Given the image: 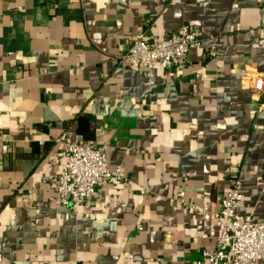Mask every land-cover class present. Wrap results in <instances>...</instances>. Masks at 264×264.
<instances>
[{"label": "crops", "instance_id": "obj_1", "mask_svg": "<svg viewBox=\"0 0 264 264\" xmlns=\"http://www.w3.org/2000/svg\"><path fill=\"white\" fill-rule=\"evenodd\" d=\"M144 22L202 35L170 78L116 60ZM262 24L264 0H0V264H193L236 167L237 213L264 222V95L245 80L264 75ZM64 137L105 144L128 182L50 201Z\"/></svg>", "mask_w": 264, "mask_h": 264}, {"label": "built area", "instance_id": "obj_2", "mask_svg": "<svg viewBox=\"0 0 264 264\" xmlns=\"http://www.w3.org/2000/svg\"><path fill=\"white\" fill-rule=\"evenodd\" d=\"M148 23V22H147ZM139 24L132 34L129 44L121 51L116 60L118 63L136 67L143 77L148 78L152 70L162 69L170 78L175 67L183 64L189 50L199 47L202 35L199 29H192L184 33H172L164 37L148 35V24ZM264 29V24L256 30ZM255 29L249 30L253 34ZM262 41L253 42V47ZM209 53H205L208 55ZM250 82L253 101L264 95V75L258 71L250 72L246 76ZM261 104L250 111L255 114ZM60 141V140H59ZM64 144V164L56 175L53 193L49 197L63 207L76 209L81 205H91L96 197V190L109 183L128 182V177L120 167L108 169L106 167L105 144L90 143L74 144L67 137L61 139ZM6 146L2 145L1 150ZM241 181L239 169L236 167L229 177V187L223 195L217 210L210 214L216 225L214 247L203 251L193 264H252L264 261V222L254 221L249 216L237 213L241 200ZM140 194H147L141 189ZM175 199L181 206L195 208L185 199L184 190L177 186Z\"/></svg>", "mask_w": 264, "mask_h": 264}, {"label": "rangeland", "instance_id": "obj_3", "mask_svg": "<svg viewBox=\"0 0 264 264\" xmlns=\"http://www.w3.org/2000/svg\"><path fill=\"white\" fill-rule=\"evenodd\" d=\"M239 178H240V176H239ZM240 181H241V179H240ZM241 185H242V183H241Z\"/></svg>", "mask_w": 264, "mask_h": 264}]
</instances>
